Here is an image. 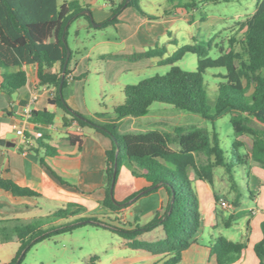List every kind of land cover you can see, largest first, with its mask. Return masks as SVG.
<instances>
[{"label":"trees","instance_id":"obj_1","mask_svg":"<svg viewBox=\"0 0 264 264\" xmlns=\"http://www.w3.org/2000/svg\"><path fill=\"white\" fill-rule=\"evenodd\" d=\"M176 2L171 3L175 7L185 8L194 6L196 0ZM111 4L114 6L113 2ZM124 7L139 10L137 0H122L116 7L110 8V17L100 22L95 29L114 26ZM86 11L92 15L89 5L78 0H0V90L6 94L17 92L26 83V75L21 67L34 64L38 84L54 87L49 103L69 115L65 124L74 120L79 126L92 127L110 138L111 147L105 151L104 173L107 182L100 205L113 217L109 214L102 215V218L97 215L77 217L44 230L31 224L16 227L13 232L19 247L8 264H20L24 251L31 244L72 231L84 224L116 233L128 248L162 256L160 264H176L181 261L183 251L195 241L201 227L202 217L195 181L211 184L212 169L218 166L223 167L231 177L235 163L221 149L216 134L210 135L206 128L191 126L185 130L175 127L167 131L160 126H150L143 131H123L119 122L126 117L144 116L154 102L196 113L208 121L229 109L235 112L229 119L234 134L251 136V158L264 169V0H256L254 12L242 23V45L239 51L219 47V55L213 58L208 55L210 41L201 40L181 45L165 58L166 47L157 43L143 51L102 56L128 62L160 58V65L169 66L164 74H155L136 84L124 85L121 89V102L110 113L95 114L96 117L106 118L103 121L73 111L62 96L66 75L71 72L69 65L72 51L67 43L68 28L73 20L79 18L85 21L87 28H94L95 21L93 18L91 20ZM165 14L168 15V12ZM67 49L70 50L68 57ZM186 53L196 56L195 70H183L175 64ZM56 63L60 64L63 74L50 72ZM10 68L17 70L9 72ZM208 68L224 69L223 74L217 75L221 80L217 84L212 106L207 103V88L203 80V73ZM250 87L252 91L247 94ZM31 115L44 123H52L54 118V113L48 110H33ZM251 121H256L262 128H252L249 125ZM68 139L72 144L80 146L78 136L70 135ZM173 144L177 147H173ZM238 145L234 143L232 147L236 149ZM34 146L41 148L46 155L56 154V149L44 143L42 138L35 139ZM201 152L213 161L196 165L194 156ZM236 157L238 159V155ZM122 161L128 164L136 189L118 202L113 193L118 165ZM151 186L153 188L150 191H145ZM0 188L14 196L39 195L9 179H0ZM158 190L166 193L167 201L164 207L156 209L147 223L135 224L132 228L113 224L120 222V215L130 206L129 201ZM71 215L73 212L62 209L47 218L55 220ZM226 226H229V221ZM156 227L161 228V238L152 241L139 238ZM260 229L264 235V220L260 222ZM247 241L234 242L218 236L209 247V255L214 257V264H234L246 248ZM252 250L258 259L254 264H264V237L253 244Z\"/></svg>","mask_w":264,"mask_h":264},{"label":"rangeland","instance_id":"obj_2","mask_svg":"<svg viewBox=\"0 0 264 264\" xmlns=\"http://www.w3.org/2000/svg\"><path fill=\"white\" fill-rule=\"evenodd\" d=\"M121 1L92 0L94 5L92 9L99 12L100 6L107 2L110 10ZM176 1L178 0H137L139 10L124 7L117 16V22L121 25L128 22L131 25L143 14L150 18L154 13L161 16L163 8L173 12L177 9L172 15L175 24H172L169 33L158 34L154 38V42L157 41V44L166 47L163 58L171 55L181 45L201 40L210 41L211 48L208 55L213 58L219 55V47L224 50L233 48L239 51L241 49L242 23L254 12L256 0L217 2L196 0L194 6L173 8V3H177ZM179 1L189 2V0ZM84 24L85 21L82 18L70 23L67 43L72 51L71 63H78L79 86L84 90L85 102L89 109H97V113L112 111V108L122 100L121 89L124 85L136 84L143 78L164 74L168 70V65H160V58L139 60V64L142 65L137 68L138 70H134L132 62L101 57L104 54L121 51L124 43L119 37L120 33L113 26L89 31ZM159 24L166 25V22L160 21ZM87 54L89 56L85 58ZM175 64L183 70H195L196 56L186 53ZM219 73L223 74L224 69L208 68L203 73L207 88V103L210 106L214 103L217 84L221 80L217 77ZM251 91L250 87L247 94ZM98 103L100 107L97 106ZM234 114L235 112L227 109L215 116L212 121H208L196 113L175 108L170 104L154 102L144 116L126 117L119 122V127L123 131H143L150 126H160L167 131H172L175 127L185 130L191 126L206 128L210 135L216 134L221 149L235 163L231 177L223 167L218 166L212 169L211 184L195 181V186L203 198L206 193L210 195L216 223L213 224L214 226L207 225L204 228L203 233L196 240L199 247L192 246L176 264H214V257L209 255V247L218 236L234 242L248 240L250 246L244 250L245 259L239 260L236 264H252L257 260L251 245L264 237L260 229V222L264 220V169L251 158V136L234 134L229 122ZM249 125L257 130L262 128L256 121H251ZM234 143L239 144L236 149L232 147ZM172 146L177 147L175 144ZM194 158L196 165L213 161L203 152L195 154ZM132 182L130 168L125 161H122L118 165L116 183L127 187ZM254 195L257 198L256 202L251 200ZM221 200L226 201V206L220 205ZM129 204L131 209L133 202ZM255 209L260 210V213H254ZM123 213L120 215V222L113 224L127 228L134 224L135 220L137 221L130 213L126 215ZM230 215L232 217L229 219ZM35 219H28L25 223L37 227V223L44 218ZM71 219L68 218L66 221ZM227 221L229 226H226ZM147 222L144 217L136 223L143 225ZM5 223L6 225H23L15 221ZM5 223L2 224L5 225ZM158 232L155 230L146 232L142 239L150 241ZM124 242L119 235L106 228L84 224L72 231L31 244L24 251L20 264H153V262L160 264L163 260L162 257L156 262L142 260L138 258L142 251L128 248Z\"/></svg>","mask_w":264,"mask_h":264},{"label":"crops","instance_id":"obj_3","mask_svg":"<svg viewBox=\"0 0 264 264\" xmlns=\"http://www.w3.org/2000/svg\"><path fill=\"white\" fill-rule=\"evenodd\" d=\"M82 2L89 5L92 15H94L92 18L95 23L99 24L110 17L107 2L100 6L99 12H95L92 9L94 7L92 0H84ZM176 10L173 12L163 8L161 16L158 13L153 14L155 18L157 17L156 19L141 15L131 25L127 21L124 25L117 22L113 28L120 33L119 37L124 43V47L121 48L120 52L104 55L143 51L154 46L157 42H154V38L158 34L167 35L169 30H171L172 24H175L172 15ZM166 11L168 15L165 14ZM160 21H165L166 25L159 24ZM84 25L86 26V23ZM95 28L96 26L88 29L91 31V29ZM88 56L89 54L85 58H88ZM106 59L109 58L107 57ZM132 63H134V70H138L137 68L142 65L139 64V61ZM69 68L71 72L66 75V85L62 90V96L66 104L73 111L83 116L93 117L99 121L106 120V118L96 117L95 114H98L97 109H89L86 105L84 90L79 86L78 63H70ZM21 69L25 72L26 83L19 90L12 94H6L0 90V139L10 140L18 138L13 146H0V179L12 180L19 186L29 188L39 195L35 197L14 196L9 191L0 188V264H8L14 258L19 242L13 230L16 227L27 225L25 222L28 219L44 218L43 221L37 223V227L44 230L68 222L66 221L68 218L74 219L88 215L101 217L102 215L108 216V214L111 217L113 216L100 205V201L105 194L107 182L104 173L105 151L111 147L110 138L92 127H81L74 120H71L69 124H65L69 119V115L65 114L61 108L49 103V99L53 97L54 87L38 84L36 65L27 64L22 66ZM15 70L17 68H10L8 71ZM1 72L0 83L2 81ZM50 72L63 74L59 63L54 64ZM97 106L100 107V104L98 103ZM33 110L53 112L52 123H44L34 119L31 115ZM28 111L30 112L29 114L27 113ZM110 112L108 111L107 113ZM64 117L66 118L65 122L62 120ZM17 129H21L24 132L27 140L16 134ZM36 132L41 133L39 138H42L44 143L56 149L55 155H46L41 148H35L34 140L38 139L34 136ZM70 135L80 138V146L77 143L72 144L70 142L68 139ZM135 189L134 180L127 187L123 184L115 183L114 199L120 202L131 195ZM197 193L200 198L201 227L195 237V241L188 249L183 251L182 257L192 246L199 247L196 240L203 233L204 228L207 225L214 226L216 223L210 195L206 193L203 198L200 191L197 190ZM251 200L256 202V196L254 195ZM166 201V193L163 190H158L129 201L133 202L131 209L128 207V211H124L125 213L123 214L130 213L131 216L137 219L130 226L133 227L144 217L149 221L155 214L156 209L165 206ZM56 206L60 208H55ZM62 209L73 212V215L55 220L47 218L53 212ZM254 213H260V210L255 209ZM13 221L23 225H6L5 223ZM2 223H5V225ZM130 227L127 226V228ZM153 230L159 232L150 241L162 237L160 227H156ZM142 236L143 234L141 237L139 236L140 239L143 238ZM249 246L247 241L244 250H247ZM244 250L236 262L245 259ZM141 251L142 254L138 258L142 260L156 262L162 257L160 255H152L144 250ZM257 261L258 259L254 263Z\"/></svg>","mask_w":264,"mask_h":264},{"label":"water","instance_id":"obj_4","mask_svg":"<svg viewBox=\"0 0 264 264\" xmlns=\"http://www.w3.org/2000/svg\"><path fill=\"white\" fill-rule=\"evenodd\" d=\"M86 13L90 16L91 20H92V15L90 14L89 11H86ZM94 26H98V23H93ZM70 54V50L67 49V57ZM65 67V65H64ZM63 122L66 121V118H62ZM18 140V138H12L10 140H5V139H0V146H13L14 143ZM153 188V186L148 187L145 191H150Z\"/></svg>","mask_w":264,"mask_h":264},{"label":"built area","instance_id":"obj_5","mask_svg":"<svg viewBox=\"0 0 264 264\" xmlns=\"http://www.w3.org/2000/svg\"><path fill=\"white\" fill-rule=\"evenodd\" d=\"M27 113L29 114L30 112L28 111ZM16 134H17L18 136H22L25 140H27V138H25L24 132H23L21 129H17V130H16ZM34 136H35V138H39V137L41 136V133H40V132H36V133L34 134ZM220 205H224V206H226V201H225V200H221V201H220Z\"/></svg>","mask_w":264,"mask_h":264}]
</instances>
